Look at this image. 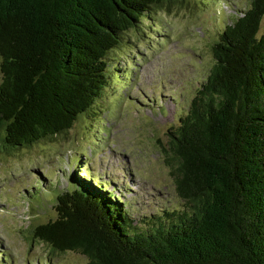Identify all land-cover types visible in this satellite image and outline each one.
I'll return each instance as SVG.
<instances>
[{
	"label": "trees",
	"instance_id": "obj_1",
	"mask_svg": "<svg viewBox=\"0 0 264 264\" xmlns=\"http://www.w3.org/2000/svg\"><path fill=\"white\" fill-rule=\"evenodd\" d=\"M184 0H0V144L52 141L88 114L111 76L107 55L152 10ZM264 0L212 46L214 64L168 131L175 192L187 210L132 225L103 185L56 196L33 229L52 253L86 264H264Z\"/></svg>",
	"mask_w": 264,
	"mask_h": 264
},
{
	"label": "rangeland",
	"instance_id": "obj_2",
	"mask_svg": "<svg viewBox=\"0 0 264 264\" xmlns=\"http://www.w3.org/2000/svg\"><path fill=\"white\" fill-rule=\"evenodd\" d=\"M251 1L184 0L150 11L107 55L111 83L70 130L10 153L0 144V264H86L32 236L56 219V196L79 180L103 185L140 229L187 210L175 192L167 133L209 75L212 46Z\"/></svg>",
	"mask_w": 264,
	"mask_h": 264
}]
</instances>
